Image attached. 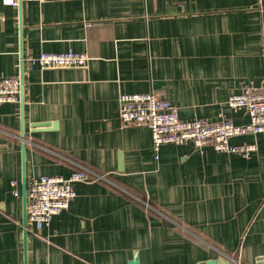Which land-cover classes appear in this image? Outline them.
Instances as JSON below:
<instances>
[{
  "label": "crops",
  "instance_id": "crops-1",
  "mask_svg": "<svg viewBox=\"0 0 264 264\" xmlns=\"http://www.w3.org/2000/svg\"><path fill=\"white\" fill-rule=\"evenodd\" d=\"M263 37L264 0H0V75L23 84L22 102H0V264H264V133L229 137L255 141L248 156L188 141L155 158L149 127L118 114L119 93L154 91L181 118L247 122L226 100L264 75ZM68 48L86 67L27 63ZM22 145L26 184L104 177L74 181L67 207L24 226Z\"/></svg>",
  "mask_w": 264,
  "mask_h": 264
},
{
  "label": "built area",
  "instance_id": "built-area-1",
  "mask_svg": "<svg viewBox=\"0 0 264 264\" xmlns=\"http://www.w3.org/2000/svg\"><path fill=\"white\" fill-rule=\"evenodd\" d=\"M44 1V0H37ZM5 4L17 5L18 0H2ZM264 38V37H263ZM88 55L84 51L68 48L62 51H40L27 57L29 66L40 69L63 67H86ZM20 80L14 75H0V102H13L19 98ZM226 104L234 109H244L249 120L234 123L221 117L213 121L205 117L181 118L177 106L154 91L119 93L118 114L124 124H145L151 133V147L158 157L164 143L191 142L195 149L203 151L206 145L215 150L235 152L248 156L256 149V142L230 143L229 137L240 134L264 133V75L259 83L245 82L240 90L232 93ZM104 177L85 167L70 172L67 176L41 174L31 177L26 184V221L40 229L51 217L68 206L75 196L74 181H91ZM15 180L12 181V184ZM17 194V190H13ZM239 263V261L237 260Z\"/></svg>",
  "mask_w": 264,
  "mask_h": 264
},
{
  "label": "water",
  "instance_id": "water-1",
  "mask_svg": "<svg viewBox=\"0 0 264 264\" xmlns=\"http://www.w3.org/2000/svg\"><path fill=\"white\" fill-rule=\"evenodd\" d=\"M21 2V0H18V4ZM20 101L22 102V92H23V84H22V76L20 75ZM21 119L23 121V117L21 116ZM48 121H36L32 123V126L34 127H45L48 126ZM21 134H23V122H22V131ZM21 155H22V223L25 226L26 225V183H25V176H24V145H22L21 148ZM25 242H26V229L23 231V246L25 249ZM225 260V264H229V260L221 257ZM127 264H140L139 259L137 257V254H135L128 262ZM198 264H220L218 259H208L205 261H200Z\"/></svg>",
  "mask_w": 264,
  "mask_h": 264
}]
</instances>
